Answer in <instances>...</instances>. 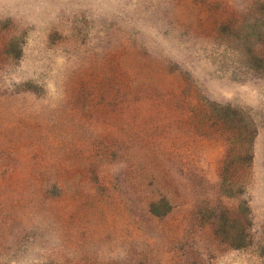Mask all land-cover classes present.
<instances>
[{
    "label": "rangeland",
    "instance_id": "obj_1",
    "mask_svg": "<svg viewBox=\"0 0 264 264\" xmlns=\"http://www.w3.org/2000/svg\"><path fill=\"white\" fill-rule=\"evenodd\" d=\"M0 264H264V0H0Z\"/></svg>",
    "mask_w": 264,
    "mask_h": 264
}]
</instances>
